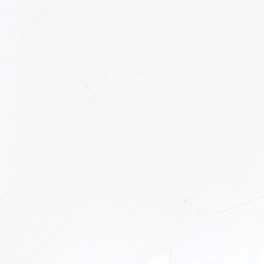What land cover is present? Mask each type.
<instances>
[{
	"label": "snow or ice",
	"instance_id": "1",
	"mask_svg": "<svg viewBox=\"0 0 264 264\" xmlns=\"http://www.w3.org/2000/svg\"><path fill=\"white\" fill-rule=\"evenodd\" d=\"M0 264H264V0H0Z\"/></svg>",
	"mask_w": 264,
	"mask_h": 264
}]
</instances>
